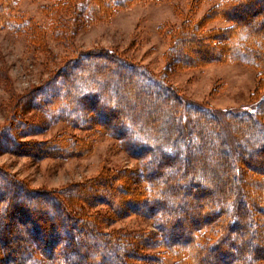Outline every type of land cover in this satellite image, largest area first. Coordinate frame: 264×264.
Masks as SVG:
<instances>
[{
  "label": "trees",
  "instance_id": "16d2710c",
  "mask_svg": "<svg viewBox=\"0 0 264 264\" xmlns=\"http://www.w3.org/2000/svg\"><path fill=\"white\" fill-rule=\"evenodd\" d=\"M51 1L42 26L13 14L17 0H0V28L13 26L40 44L48 31L69 37L118 8L160 0ZM250 8L254 13L240 19ZM183 19L170 32L165 54L173 68L237 61L256 70L254 110L224 113L235 150L221 137L216 110L184 99L165 75L109 49L75 52L18 99V121L0 131L2 149L81 157L93 151L95 135L108 136L138 168L102 171L48 190L30 188L0 166V264H264V233L258 234L264 232V0H219L201 18ZM216 19L231 24L208 27ZM29 110L83 134L21 142L20 133L31 126L22 119ZM252 156L259 160L246 159ZM218 176L223 181L212 184ZM99 204L109 211L89 210ZM133 214L151 219L153 231L101 230Z\"/></svg>",
  "mask_w": 264,
  "mask_h": 264
},
{
  "label": "rangeland",
  "instance_id": "374dc122",
  "mask_svg": "<svg viewBox=\"0 0 264 264\" xmlns=\"http://www.w3.org/2000/svg\"><path fill=\"white\" fill-rule=\"evenodd\" d=\"M218 2L200 0L197 5L196 0L138 2L116 9L106 20L94 21L74 33L70 32L69 37L63 36L65 39L56 38L48 31L45 42L40 44L30 42L25 33L16 31L13 26L0 28V131L9 121L13 124L18 121L14 119V107L18 99L42 86L54 71L76 56L75 52L109 49L145 65L154 73L165 75L167 82L184 99L209 104L214 108L223 121L221 137L230 149L235 150L236 140L227 126L224 113L254 110L251 96L256 85V70L237 61L175 69L171 65V58L165 55L170 43V32L182 23L183 18H201ZM50 3L51 0H17L13 14L19 19L31 18L39 25L46 26L48 20L43 8ZM253 13L254 8H250L238 15L243 19ZM230 24L216 19L208 27H227ZM190 55L197 54L193 51ZM22 119L31 126L28 127L29 132L20 133L18 139L21 142H40L61 132L83 134L64 123H49L45 115L31 110L24 113ZM179 122L187 131L186 115H182ZM36 125L39 127L36 128ZM262 126L264 129V123ZM93 138L95 144L90 154L70 158H38L11 153L4 151L0 144V166L25 181L30 188L48 190L82 183L102 171L125 168L134 171L138 168V161L122 151L115 139L100 135ZM246 159L256 163L259 157ZM223 179L218 176L212 184H218ZM89 210L103 214L109 208L99 204ZM152 227L151 219L133 214L104 223L101 230L148 232L153 231ZM261 233L264 232L258 234ZM158 251L154 249L148 252ZM206 262H213V258Z\"/></svg>",
  "mask_w": 264,
  "mask_h": 264
}]
</instances>
